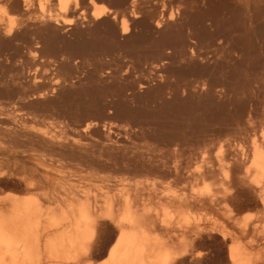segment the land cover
I'll return each instance as SVG.
<instances>
[{"label":"bare ground","instance_id":"1","mask_svg":"<svg viewBox=\"0 0 264 264\" xmlns=\"http://www.w3.org/2000/svg\"><path fill=\"white\" fill-rule=\"evenodd\" d=\"M103 1L0 0V264H262L264 0Z\"/></svg>","mask_w":264,"mask_h":264},{"label":"rangeland","instance_id":"2","mask_svg":"<svg viewBox=\"0 0 264 264\" xmlns=\"http://www.w3.org/2000/svg\"><path fill=\"white\" fill-rule=\"evenodd\" d=\"M104 3H106V4H108L109 5V2L108 1H103ZM149 166H143V168H141V170H140V174H141V176L143 175V177H142V179H140V181H141V184L142 185H144L145 187L146 186H148V188L146 187V189L144 188L143 190H142V193H143V198L145 199V200H147V199H149V198H151V197H149V196H151V193H150V190L152 189V196H155V197H153V198H155L156 199V201H158L159 199H161V198H159L162 194L161 193H159L160 194V196L157 194L158 192H156L155 191V189H156V187L158 188V187H160V185L158 184V180L155 178V180L152 182V179H148L150 176H151V173H148V171L149 170H151V169H149L148 168ZM147 169H149V170H147ZM145 170V171H144ZM149 172H152V171H149ZM146 173V174H145ZM148 173V174H147ZM150 175V176H149ZM134 176V173H133V175H132V177ZM147 176V177H146ZM149 176V177H148ZM145 179V180H144ZM156 180H157V182H156ZM166 180H168V181H166V183H170L171 181H169L170 180V178L169 179H166ZM142 181H143V183H142ZM152 182V183H151ZM151 183V184H150ZM127 185H129L130 183H129V181H128V183H126ZM150 186V187H149ZM154 186V187H153ZM20 189H22V187H20V186H18V184L16 185V184H11V185H9V186H3L2 188H0V199H6V198H8V197H14V194H16L17 193V195L19 194V196L21 197V196H24L25 194H26V192L24 191V190H20ZM148 189H150V190H148ZM153 189H154V191H153ZM147 192H146V191ZM157 191H160V189L158 188V189H156ZM4 191V192H3ZM24 191V192H23ZM146 193H145V192ZM159 196H157V195H155V193ZM14 193V194H13ZM20 193H22V194H20ZM147 193L149 194L148 196H147ZM11 194H13L12 196H11ZM154 194V195H153ZM9 195V196H8ZM3 196V197H2ZM26 196V195H25ZM98 196V195H97ZM146 196V197H145ZM157 197V198H156ZM147 198V199H146ZM244 210H247V211H251V212H248L247 214H256L257 213V209L256 208H254V207H252V206H250V207H247L246 209H244ZM108 228V230H106ZM107 228H103L102 229V232H101V234H100V240H98V242L96 243V245H95V247H94V249L95 250H93V253H94V256H93V258H92V264H97V263H99V264H101L103 261H104V259H105V257L103 256V255H101L102 253H103V251L108 247V245L111 243V241H112V239L114 238L113 237V234H114V232H112V229L110 228V227H107ZM104 230V231H103ZM214 246H216L215 245V243H212ZM97 246V247H96ZM263 261V260H262ZM262 264H264V261L262 262Z\"/></svg>","mask_w":264,"mask_h":264}]
</instances>
